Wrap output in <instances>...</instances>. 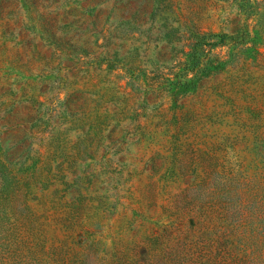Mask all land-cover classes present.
<instances>
[{"label":"rangeland","instance_id":"obj_1","mask_svg":"<svg viewBox=\"0 0 264 264\" xmlns=\"http://www.w3.org/2000/svg\"><path fill=\"white\" fill-rule=\"evenodd\" d=\"M0 264H264V0H0Z\"/></svg>","mask_w":264,"mask_h":264}]
</instances>
